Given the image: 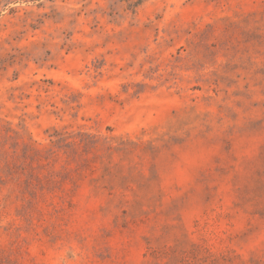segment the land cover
I'll return each mask as SVG.
<instances>
[{"label": "rangeland", "instance_id": "1", "mask_svg": "<svg viewBox=\"0 0 264 264\" xmlns=\"http://www.w3.org/2000/svg\"><path fill=\"white\" fill-rule=\"evenodd\" d=\"M0 264H264V0H0Z\"/></svg>", "mask_w": 264, "mask_h": 264}]
</instances>
